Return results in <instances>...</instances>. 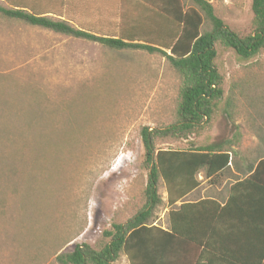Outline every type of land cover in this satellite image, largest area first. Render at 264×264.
<instances>
[{
  "label": "rangeland",
  "instance_id": "1",
  "mask_svg": "<svg viewBox=\"0 0 264 264\" xmlns=\"http://www.w3.org/2000/svg\"><path fill=\"white\" fill-rule=\"evenodd\" d=\"M207 1L233 31L253 32V0ZM139 7L129 6V18ZM217 51L225 95L212 120L159 148L221 145L238 132L239 151L264 154V114L252 125L256 112L238 88L255 83L264 92V51L250 61L221 44ZM182 86L160 54L114 51L0 14V264H59L78 245L100 247L106 231L135 216L149 176L141 130L176 122ZM158 193L167 199L163 181ZM157 216L167 226L166 209Z\"/></svg>",
  "mask_w": 264,
  "mask_h": 264
},
{
  "label": "trees",
  "instance_id": "2",
  "mask_svg": "<svg viewBox=\"0 0 264 264\" xmlns=\"http://www.w3.org/2000/svg\"><path fill=\"white\" fill-rule=\"evenodd\" d=\"M136 1L154 12L150 16L151 27L142 29L140 24L135 30L122 29L109 36L91 33L67 21L22 9L0 8V14L6 19L99 43L114 51L142 50L149 54H160L183 79L176 122L165 129L144 127L140 133L145 150V166L149 170L144 206L125 224H114L111 231H106V240L100 247L78 245L73 252L58 256L59 264H114L122 255L126 256L129 264L199 262L197 251L202 246L207 248L216 243L217 239H207V236L214 235L218 230L214 224L219 218L224 221V213L211 210L209 205L219 210L223 208L211 200L193 204L186 203L185 199L201 186V174L209 183L217 185L219 180H226L231 165L246 176L241 179L232 176L235 184L230 188L228 207L233 206L236 198L247 199L252 203L248 210L254 213L249 216L248 223L254 224L255 219H264V154H257L241 167L240 133L237 132L221 145L181 151L159 148V144L169 140L188 139L212 120L225 95L224 79L216 66L218 44L234 51L243 61H250L264 51V0H253L254 29L245 35L229 28L207 0ZM208 26L209 30H205ZM255 86H249L247 91L243 86H238L247 100L248 108L256 112L251 122L254 126L262 119L261 113L264 114V92H261L263 90L259 85L258 88ZM258 139L264 151V139ZM161 181L167 188V201L158 193ZM181 201L185 203L177 207L176 204ZM233 207L241 208L240 204ZM162 208L168 210V231L156 225L157 213ZM219 256L218 264H249L230 252Z\"/></svg>",
  "mask_w": 264,
  "mask_h": 264
},
{
  "label": "crops",
  "instance_id": "3",
  "mask_svg": "<svg viewBox=\"0 0 264 264\" xmlns=\"http://www.w3.org/2000/svg\"><path fill=\"white\" fill-rule=\"evenodd\" d=\"M121 1L125 9V12L122 13ZM130 5L133 7L140 6L141 12L135 15L139 18V21L134 16H131L134 19L129 18L128 8ZM0 8L5 10L22 9L48 18L53 17L67 21L91 33L106 36L115 35L122 29L135 30L140 24L142 29L151 27L149 15L148 18L142 13L146 10L145 7L136 0H0ZM239 153L240 158L243 159L240 161L241 167L257 156V153L256 155L250 152L243 153L242 151ZM234 175L240 179L246 176L237 171L234 165H231V171L228 173L226 180L224 182L219 180L217 185L209 183L208 180H205L204 175L201 174L199 176V180L202 181L201 186L185 199L186 203L193 204L206 200L217 202L223 210L217 209L212 204L209 205L210 209H216L217 212L221 211V214L224 213V221L219 218L220 222L217 221L214 224V227H217L218 230L215 231L214 235L209 234L207 236V239H217L216 243L209 245L215 250L212 251L209 246L207 248L202 246L197 251L200 258L199 262L195 264H218L216 261L220 260L221 257L219 255L226 252L235 254L236 257H240L242 261L249 264H264V219H255L254 224L248 223L249 216H253L254 213L252 210H248L252 203H249L247 199L239 200L236 198L234 200L233 206L240 204L241 208L233 206L229 208L227 205L230 201V188L235 184L232 177ZM205 186H208L209 191L204 197H199L200 193L206 192L207 189H202ZM164 201H167V199ZM185 202H178L176 206L180 207ZM166 211L168 223L165 227L161 226L164 231H168L167 229L170 225L168 210ZM199 233L203 234L204 232ZM224 264L228 263L224 262Z\"/></svg>",
  "mask_w": 264,
  "mask_h": 264
},
{
  "label": "bare ground",
  "instance_id": "4",
  "mask_svg": "<svg viewBox=\"0 0 264 264\" xmlns=\"http://www.w3.org/2000/svg\"><path fill=\"white\" fill-rule=\"evenodd\" d=\"M28 229V228H27Z\"/></svg>",
  "mask_w": 264,
  "mask_h": 264
}]
</instances>
